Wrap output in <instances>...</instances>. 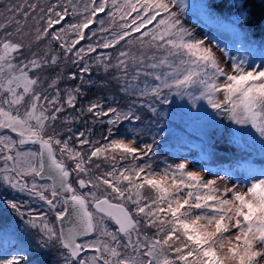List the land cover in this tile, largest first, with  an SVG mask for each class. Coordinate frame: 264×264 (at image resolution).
<instances>
[{
  "label": "snow or ice",
  "instance_id": "1",
  "mask_svg": "<svg viewBox=\"0 0 264 264\" xmlns=\"http://www.w3.org/2000/svg\"><path fill=\"white\" fill-rule=\"evenodd\" d=\"M34 260L264 264V0H0V264Z\"/></svg>",
  "mask_w": 264,
  "mask_h": 264
},
{
  "label": "trees",
  "instance_id": "2",
  "mask_svg": "<svg viewBox=\"0 0 264 264\" xmlns=\"http://www.w3.org/2000/svg\"><path fill=\"white\" fill-rule=\"evenodd\" d=\"M252 11H253V19L257 22L256 27H255V39L257 41H259L260 39V35H261V29L259 27V23L258 21L261 19V13H262V6L259 2L253 3L252 5ZM95 27V25H94ZM227 33V32H226ZM229 36H231L229 33H227ZM95 91V89L93 90ZM119 97H117L118 99ZM177 103H180V101H177ZM173 126L175 127L176 125L173 124ZM106 129L102 126H100L99 124H97L95 126V132H96V136L97 138L100 137V134L103 133ZM123 131V129L121 130ZM193 137L195 138V133L192 134ZM167 149V148H166ZM168 150V149H167ZM162 160V159H161ZM10 213H5V215H9ZM33 264H39V260H34Z\"/></svg>",
  "mask_w": 264,
  "mask_h": 264
},
{
  "label": "rangeland",
  "instance_id": "3",
  "mask_svg": "<svg viewBox=\"0 0 264 264\" xmlns=\"http://www.w3.org/2000/svg\"><path fill=\"white\" fill-rule=\"evenodd\" d=\"M198 30H199V29H198ZM206 30H207V29H205V31H206ZM218 35H219L220 40L223 41L224 43H226V44H227V43H231V41H232V37L229 36L226 32H219ZM237 47H238V45H237ZM232 55L235 56V55H237V53H236L235 51H232ZM221 119H223V118H222V117H217V120H221ZM225 122H226V121H225ZM221 127H222V125H221ZM223 147H224L223 142H221V144L219 145V148L221 149V150L219 151V155H220L221 157H227V156H228V153L222 150ZM164 152L167 153L168 150H167V149H164ZM161 159L163 160L164 157H161ZM37 207H39V206H37Z\"/></svg>",
  "mask_w": 264,
  "mask_h": 264
}]
</instances>
